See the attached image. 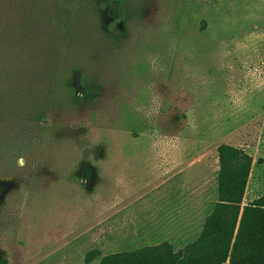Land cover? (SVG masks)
I'll use <instances>...</instances> for the list:
<instances>
[{
	"label": "rangeland",
	"instance_id": "374dc122",
	"mask_svg": "<svg viewBox=\"0 0 264 264\" xmlns=\"http://www.w3.org/2000/svg\"><path fill=\"white\" fill-rule=\"evenodd\" d=\"M154 130L164 138L149 145ZM204 142L208 152L231 144L249 155L247 195H264V0H0L7 264H85L93 250L156 243L181 251L210 208L188 229V209L161 190L140 199L136 185L116 182L115 199L131 201L122 215L148 219L134 240L100 248L91 223L108 194V153L195 155ZM113 233L116 243L121 234Z\"/></svg>",
	"mask_w": 264,
	"mask_h": 264
},
{
	"label": "crops",
	"instance_id": "0c3cea01",
	"mask_svg": "<svg viewBox=\"0 0 264 264\" xmlns=\"http://www.w3.org/2000/svg\"><path fill=\"white\" fill-rule=\"evenodd\" d=\"M162 138L164 137H162L157 130H154L151 135H149L148 140L152 141L149 145H156L162 140ZM208 145V142H204V149L201 152L195 151V155L191 150L183 152L181 150L169 151L157 149L127 152L115 151L108 153L106 159L111 160V169H106V172H111L112 175H109L108 173L103 177L104 183L107 185L109 184L107 189L108 194H106V198L101 201L102 203L94 211V219L91 223V228L94 229L92 231H99V239H101V241H99L100 248L106 247L109 250L113 245H123L131 239L134 240L139 233V231H137L139 227L138 225H145L147 224L146 222H148V219L146 218L140 219L135 216L124 217L122 215L123 209L130 206L131 201L123 204V202H120V199L116 200L113 196L118 179L122 185H136L135 189H139L143 192L139 197L140 199L157 191H164L165 198L173 200V205L176 203L179 205L181 204V207L183 206L190 212L189 218L184 220V223H188V229L189 224L191 226L193 223L194 217H201L204 210L210 208L211 213L217 202V175L219 167L216 154L217 148L215 149V152H208ZM224 145L237 148L231 144ZM209 153H214V155L210 157L211 154ZM119 160H121V162ZM125 160H130V162ZM131 160L142 161L134 162ZM204 160H206L205 166H203L201 170L193 173L192 169ZM119 163L121 164L119 169L122 168V174H113L112 171L117 168L115 166H119ZM105 166H108V162L105 163ZM138 166H140L139 169H132ZM109 177L110 180H108ZM248 187L249 179L242 201L243 206L248 205L257 199L253 193L247 195ZM187 192H189V194H187ZM169 204L170 203H167V205ZM176 211V209L172 210L173 214H175ZM153 213L154 212L151 214L153 215ZM209 214L205 218L198 220L201 228ZM157 220L158 219H155L154 222ZM201 228L199 229V234ZM160 229H162V226H155L153 228L155 232L160 231ZM115 230H118L121 234V236L118 237L119 241L116 243L112 240L114 238L113 232ZM156 245H159V243H156ZM99 252L101 255L117 253L110 250Z\"/></svg>",
	"mask_w": 264,
	"mask_h": 264
},
{
	"label": "trees",
	"instance_id": "16d2710c",
	"mask_svg": "<svg viewBox=\"0 0 264 264\" xmlns=\"http://www.w3.org/2000/svg\"><path fill=\"white\" fill-rule=\"evenodd\" d=\"M217 202L200 234L181 251L168 243L133 252L86 254L84 263L99 264H264V195L243 206L252 158L238 148L220 145ZM0 264H7L5 258Z\"/></svg>",
	"mask_w": 264,
	"mask_h": 264
},
{
	"label": "clouds",
	"instance_id": "9594fccd",
	"mask_svg": "<svg viewBox=\"0 0 264 264\" xmlns=\"http://www.w3.org/2000/svg\"><path fill=\"white\" fill-rule=\"evenodd\" d=\"M157 108H158V105H157ZM157 108H153L152 111L150 113H148V114L149 115L154 114L155 111L157 110ZM19 163L22 165L23 164V161L21 160Z\"/></svg>",
	"mask_w": 264,
	"mask_h": 264
}]
</instances>
